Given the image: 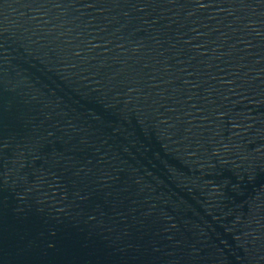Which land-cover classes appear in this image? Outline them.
I'll return each instance as SVG.
<instances>
[{"label": "water", "instance_id": "obj_1", "mask_svg": "<svg viewBox=\"0 0 264 264\" xmlns=\"http://www.w3.org/2000/svg\"><path fill=\"white\" fill-rule=\"evenodd\" d=\"M264 60V0H0V264H84Z\"/></svg>", "mask_w": 264, "mask_h": 264}]
</instances>
